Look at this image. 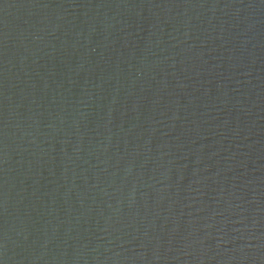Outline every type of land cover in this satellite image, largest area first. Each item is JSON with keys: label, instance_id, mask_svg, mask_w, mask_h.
<instances>
[{"label": "water", "instance_id": "95a60500", "mask_svg": "<svg viewBox=\"0 0 264 264\" xmlns=\"http://www.w3.org/2000/svg\"><path fill=\"white\" fill-rule=\"evenodd\" d=\"M0 264H264V0H0Z\"/></svg>", "mask_w": 264, "mask_h": 264}]
</instances>
